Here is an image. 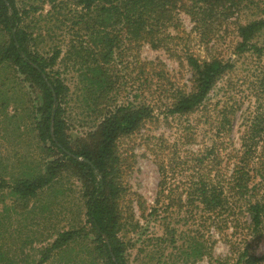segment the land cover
Here are the masks:
<instances>
[{
	"label": "trees",
	"instance_id": "obj_1",
	"mask_svg": "<svg viewBox=\"0 0 264 264\" xmlns=\"http://www.w3.org/2000/svg\"><path fill=\"white\" fill-rule=\"evenodd\" d=\"M249 1L67 0L75 34L67 58L74 66L81 65L80 98L92 122L86 135L75 138L68 134L70 125L65 119L71 89L58 72H49L58 65L62 50L57 49L51 58L34 51L32 34L24 25L17 1L0 0V26L9 38L0 50V63L11 64L39 92L33 124L43 150L52 157L44 174L26 175L13 184L0 181V190H10L15 210L27 213L41 194L69 173L81 185L90 227L89 231L81 227L59 232L39 264L67 252L79 239L93 243L86 251L93 264H129L128 245L120 234L130 223L134 229L139 227L130 198L134 193L129 175L135 162L129 140L154 122L158 109L164 111L166 120L201 114L213 141L198 151L186 149L197 143V137L190 128H183L175 143L159 139L153 150L160 182L149 216L161 220L159 208H166V236L172 238V249L185 257L183 264H189L191 257L203 258L207 252L205 235L210 234L211 226L225 234L230 229L228 220H232L234 234L241 231L240 236L257 242L264 239V18L235 24V59L225 61L209 53L204 57L194 53L182 36L183 25L176 15L178 10L189 15L196 31L205 37L220 13L230 15ZM260 1L264 8V0ZM170 28L176 35L167 33ZM125 43H148L180 54L182 67L191 72V88L182 85L165 63L137 57L128 67H133L138 91L132 99L115 101L125 90L115 62L117 57H128L130 47L124 48ZM238 69L246 74L237 82L239 89L250 91L256 102L240 149L234 146L232 134L244 102L230 95L222 104L207 108L214 89ZM233 86L237 85L230 88ZM137 201L144 213L145 203ZM176 213L187 215V223H200L191 234L184 233L190 247L177 246L183 236L174 228L175 221L182 220L174 218ZM231 249L232 256L223 264L233 257L234 264H264V254L253 253L247 245Z\"/></svg>",
	"mask_w": 264,
	"mask_h": 264
},
{
	"label": "rangeland",
	"instance_id": "obj_2",
	"mask_svg": "<svg viewBox=\"0 0 264 264\" xmlns=\"http://www.w3.org/2000/svg\"><path fill=\"white\" fill-rule=\"evenodd\" d=\"M16 1L23 14L24 25L32 34V49L44 58H51L57 49L62 50L58 65L49 72L52 75L58 72L71 89V103L66 107L65 113V119L70 125L68 134L75 138L86 135L92 122L87 117L88 113L80 98L83 87L80 82L81 65L74 66L73 61L67 58V51L75 36L73 12L70 6H67V0H58L56 3L50 2L51 0ZM250 1L243 2L239 9L234 8L230 15L222 16L223 13H220L205 31V37H201L200 32L196 31L190 16L178 10L176 15L184 29L182 36L192 47V51L202 57L209 53L225 61L235 59L233 50L238 41L235 24H247L264 18L261 1ZM167 33L176 35L171 28ZM8 40L7 33L0 26V50ZM130 44H124V48L130 47L127 52L128 57L122 59L117 57L115 60L121 71V80L125 89L115 97V101L122 103L126 98L132 99L136 95L138 91V86L134 82L136 76L133 67L129 68L128 64L134 65L137 57L146 62L165 63L170 73L176 76L182 85L191 88L189 82L191 72L188 68L182 67L178 59L180 54L176 56L174 50L169 52L165 48H154L148 43ZM238 68L241 66L239 65ZM243 72L238 69L236 74L222 81L212 92L207 104V108L211 109L217 103L222 104L230 95L234 100L244 102L235 119L232 134L237 149L241 148V137L256 106L255 98L249 96L250 91L242 92L239 89L237 82L246 75ZM230 85L237 86L230 88ZM38 98L39 92L17 69L7 62L0 63V181L13 184L26 175L40 176L44 174L47 163L52 160V157L43 150L44 146L33 124L37 114L35 110L40 105ZM156 116L154 122L142 133L129 140L135 162L129 175L131 191L134 193L130 198L134 200L135 223H139L136 229L134 223L128 224L120 234L128 245L129 264H183L185 260V257L179 254V250L172 249L173 245L170 243L172 238L166 236L167 225L164 224L166 222L164 218L168 215L166 208L162 206L159 208L161 220L149 216L155 206L160 182L157 160L153 153L157 141L165 139L173 144L179 139L181 129L190 128L196 133L197 143L186 149L198 151L213 142L210 128L203 124L201 114L191 118L176 117L166 120L164 111L158 109ZM206 129L209 132L205 131ZM137 199L145 203L144 213L140 210ZM14 202L15 198L10 190H0V264H39L45 249L51 245L59 232L81 227H86L88 231L90 229L86 224L85 200L81 195V185L69 173L41 194L34 201L30 212L18 213ZM186 216L180 213L174 214L176 220L182 219L181 222L174 223V228L183 236L182 240L179 238L177 244L179 249L192 245L186 234L197 230L200 224L196 221L187 223ZM231 221L228 220L230 229L225 234H221L211 226L210 234L205 235L204 238L206 255L200 259L191 257L189 264H223L232 256L233 245L238 250L247 245L251 247L253 253L259 256L264 254V239L257 242L251 237L240 236L243 234L241 231L240 234H234ZM91 239L90 237L89 240ZM91 246L93 243L90 241L79 239L66 250L67 252L53 256L47 264H93L86 252ZM234 263L233 257L227 264Z\"/></svg>",
	"mask_w": 264,
	"mask_h": 264
}]
</instances>
